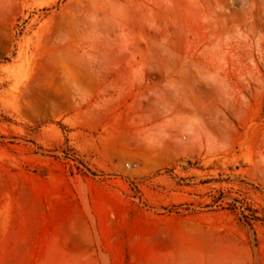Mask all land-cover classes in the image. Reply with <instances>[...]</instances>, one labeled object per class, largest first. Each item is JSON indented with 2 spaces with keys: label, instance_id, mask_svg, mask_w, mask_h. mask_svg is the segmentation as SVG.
<instances>
[{
  "label": "rangeland",
  "instance_id": "374dc122",
  "mask_svg": "<svg viewBox=\"0 0 264 264\" xmlns=\"http://www.w3.org/2000/svg\"><path fill=\"white\" fill-rule=\"evenodd\" d=\"M0 264H264V0H0Z\"/></svg>",
  "mask_w": 264,
  "mask_h": 264
},
{
  "label": "built area",
  "instance_id": "2783aa9c",
  "mask_svg": "<svg viewBox=\"0 0 264 264\" xmlns=\"http://www.w3.org/2000/svg\"><path fill=\"white\" fill-rule=\"evenodd\" d=\"M127 165H128L129 167H133V166H137L138 163H135V162H133V163H127Z\"/></svg>",
  "mask_w": 264,
  "mask_h": 264
}]
</instances>
